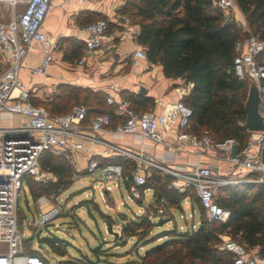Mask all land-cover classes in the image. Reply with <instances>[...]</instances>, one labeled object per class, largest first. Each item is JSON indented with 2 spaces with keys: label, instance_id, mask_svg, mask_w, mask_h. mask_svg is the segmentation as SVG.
Wrapping results in <instances>:
<instances>
[{
  "label": "built area",
  "instance_id": "built-area-1",
  "mask_svg": "<svg viewBox=\"0 0 264 264\" xmlns=\"http://www.w3.org/2000/svg\"><path fill=\"white\" fill-rule=\"evenodd\" d=\"M5 1L11 16L0 22V56H8L6 66L0 70V112L23 116L26 120L17 126H0V264H46L41 256L24 251V238L17 226L19 191L26 176L41 179L38 159L45 150L63 156L73 168L77 166L75 158L78 153L87 155L84 169L74 170L72 179L79 172L96 173L103 183L101 187L108 191L111 182L117 187L121 182H128L136 195V186L142 184L152 170L159 171L170 177L171 188L178 192L189 190L195 195L209 221L224 222L228 217V210L218 202L222 188L239 183L264 184V157L261 153L264 130L246 129L247 142L241 148L232 137L215 141L206 132L197 136L189 131L192 111L181 97L175 101L156 99L148 109L137 111L129 99L107 94L105 104L110 111L96 113L88 123V107L84 104H75L68 112L56 114L33 103L29 90L20 80V70L23 59L36 44L41 47L42 58L32 69L33 74H43L53 60L58 44L43 31V22L53 6V0ZM212 4L221 9L225 18L232 19L242 31L249 33L248 37L235 43L234 72L240 80L247 82V86L255 85L257 111L264 123V41L249 31L242 17H237L242 13L235 0H212ZM107 28L108 21L104 18L82 26L81 29L87 33L83 39L85 52L102 47ZM134 53L138 57H146L142 47H137ZM83 62V58L77 61L78 64ZM104 129L131 134L141 142L148 139L154 145H166L164 136L166 132L170 133L173 136L172 152L158 160L143 148L132 150L99 139L97 133ZM85 140L101 147L99 155L122 156L133 163V168L125 172L121 163H100L94 158L93 148L85 145ZM184 144L192 148L194 160L182 164L165 163L167 158L173 160V155L179 153ZM207 159L216 160L218 164H212ZM220 162L223 171L219 169ZM155 210L157 215H163L162 204ZM58 212V206L52 205L31 225L40 227ZM220 237L218 248L231 254L232 264H264V256L257 249H247L227 235Z\"/></svg>",
  "mask_w": 264,
  "mask_h": 264
},
{
  "label": "trees",
  "instance_id": "trees-1",
  "mask_svg": "<svg viewBox=\"0 0 264 264\" xmlns=\"http://www.w3.org/2000/svg\"><path fill=\"white\" fill-rule=\"evenodd\" d=\"M235 1L249 31L264 41V0ZM118 13L138 24L135 40L148 61L159 63L165 77L183 79L181 99L192 111L189 131L197 136L206 132L215 141L232 137L240 148L245 146L248 133L242 124L246 118L244 104L248 86L234 72L235 43L245 37L240 25L225 18L212 0H126ZM98 18L106 19V16L92 14L84 25ZM111 25L108 22L107 33ZM66 42L64 59H78L84 43L72 38H67ZM58 89L57 96L42 104L51 113H65L79 102L88 104L87 113H94V106L101 107L99 112L110 111L101 92L70 85H59ZM121 94L137 111L152 106L150 97ZM261 153L264 157V144ZM108 162L123 164L125 172L133 168V163L126 158L117 157ZM38 167L51 177L47 180L25 177L24 183L33 199L43 193L55 194L71 182L72 167L63 156L45 150L39 156ZM169 184V176L153 170L136 189L139 192L152 189L154 200L171 208L180 209L183 200L192 197L199 211H203L189 190L178 192ZM218 202L229 212L224 222L205 218L196 228L170 230L166 232L169 238L146 250L140 264H232L231 254L218 248L222 235L247 249H257L264 256V184L226 186L219 191ZM137 218L139 221L135 223L141 229L151 225L147 214ZM29 239H23L24 251L41 256L31 248ZM43 241L62 253L54 238L46 237Z\"/></svg>",
  "mask_w": 264,
  "mask_h": 264
},
{
  "label": "crops",
  "instance_id": "crops-1",
  "mask_svg": "<svg viewBox=\"0 0 264 264\" xmlns=\"http://www.w3.org/2000/svg\"><path fill=\"white\" fill-rule=\"evenodd\" d=\"M121 4L122 0H85L84 2L53 0V6L48 11L43 22V31L50 40L58 41L60 47L54 51L53 60L43 74L35 75L31 72L42 58V50L39 44L34 45L33 49L25 56L20 70V80L25 88L29 90L33 103L43 106L42 104L59 94V85L88 88L92 91L103 93L105 97L107 94L121 98H123L121 93L139 94L152 98L153 103L156 99L175 101L181 97L183 79L165 77L159 63H151L146 57L142 58L135 55V49L140 47L135 40L139 31V26L135 23L128 24V26L123 25V28L115 33H106L107 37L104 40V44L98 50L85 52L83 48L82 54L78 58L84 59L82 64L77 63L78 59L72 61L64 59V52L68 48L66 39L72 38L83 42V39L87 36V33L81 29L87 18H90L92 14L114 16L117 10L120 9ZM237 17L240 19L242 17L245 21L243 14L242 16L237 14ZM7 59L8 56H0V70L6 66ZM141 89L144 90L142 94L139 93ZM92 108L96 113L101 110L100 106ZM95 112L86 114V123L95 115ZM25 120L26 118L23 116H9L5 112H0V126H17L25 122ZM113 122H115V119ZM97 137L132 150L143 148L147 153L156 156L158 160L172 152L173 136L167 132L164 136L166 145H154L148 139H144L141 142V140L131 134H119L111 129H104L98 132ZM85 145L93 148L94 158L99 160V162H108L117 157L124 158L118 155L109 157L99 155L101 147L90 140H85ZM87 157L83 153H78L75 158L77 168L72 167V171L76 169L83 170ZM193 160L192 148L184 144L181 151L173 155V160L167 158L165 163L175 162L176 164H182ZM208 160L212 164H218L216 160L207 159L206 161ZM219 169L223 171L222 162H220ZM157 172L163 175L161 172ZM120 185L118 188H120ZM124 186L127 190L129 189L127 191L129 198L134 199V197L141 195V202L144 201L145 193L147 191L151 192L152 198L150 202L144 204V209L148 205H153L156 208L162 204L163 215L167 209H170L163 202L154 200L152 189L147 188L142 192L137 190L135 195L130 189V183H124ZM187 199H184L182 203H185ZM193 228H196V226L193 225Z\"/></svg>",
  "mask_w": 264,
  "mask_h": 264
},
{
  "label": "rangeland",
  "instance_id": "rangeland-1",
  "mask_svg": "<svg viewBox=\"0 0 264 264\" xmlns=\"http://www.w3.org/2000/svg\"><path fill=\"white\" fill-rule=\"evenodd\" d=\"M125 2L122 0L121 7ZM10 16L6 1L0 0V22ZM106 20L112 24V33L121 30L123 25L134 24L121 17L118 10L116 15L106 16ZM56 42L59 48L60 43ZM40 177L47 180L51 175L44 172ZM30 179L38 180L36 177ZM109 185L110 191L104 190L96 173L79 172L59 192L43 193L33 199L23 182L17 201V226L22 237L30 238L31 248L43 256L46 264H140L147 249L169 238L166 232L193 229V225L197 227L198 222L206 218L192 197L180 204V209L170 207L160 216L153 205L144 209V204L152 198L150 191L141 202V195L129 198V189L123 182L120 188L114 182ZM52 205H57L59 212L42 226L33 227L31 222L49 211ZM142 214H147L151 222L143 229L135 223L139 221L137 216ZM46 237L57 240L55 243L61 254L43 241Z\"/></svg>",
  "mask_w": 264,
  "mask_h": 264
},
{
  "label": "water",
  "instance_id": "water-1",
  "mask_svg": "<svg viewBox=\"0 0 264 264\" xmlns=\"http://www.w3.org/2000/svg\"><path fill=\"white\" fill-rule=\"evenodd\" d=\"M245 37L249 36L248 32H245ZM140 94L144 93V90L141 89ZM258 105V94L257 89L254 84L248 86L247 97L245 100V112L246 118L244 122V127L250 131H259L264 130V123L257 111Z\"/></svg>",
  "mask_w": 264,
  "mask_h": 264
}]
</instances>
